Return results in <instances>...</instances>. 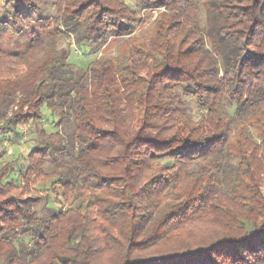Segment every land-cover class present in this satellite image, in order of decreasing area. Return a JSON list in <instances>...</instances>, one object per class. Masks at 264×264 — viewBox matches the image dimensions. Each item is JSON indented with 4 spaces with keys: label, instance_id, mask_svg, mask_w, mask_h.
I'll return each instance as SVG.
<instances>
[{
    "label": "trees",
    "instance_id": "1",
    "mask_svg": "<svg viewBox=\"0 0 264 264\" xmlns=\"http://www.w3.org/2000/svg\"><path fill=\"white\" fill-rule=\"evenodd\" d=\"M3 3L0 264H264V0Z\"/></svg>",
    "mask_w": 264,
    "mask_h": 264
},
{
    "label": "rangeland",
    "instance_id": "2",
    "mask_svg": "<svg viewBox=\"0 0 264 264\" xmlns=\"http://www.w3.org/2000/svg\"><path fill=\"white\" fill-rule=\"evenodd\" d=\"M34 1V3L39 6L43 12V15H49L52 12L51 2L53 0H31ZM202 3L203 0H196ZM3 0H0V13L3 12ZM157 16L156 12H153L152 14H146L145 15V22L140 24L132 37L128 40L126 38H121L118 40H112L109 45L105 46V48H102L100 52L97 53H89L87 47L80 46L76 47L72 44V41L70 38H65L62 41L65 42V46L71 47V54H70V61L73 62L76 66L80 68H85L87 66V63L90 61L98 58L99 56H102L104 53L105 55H115L118 51H121L123 48H126L125 46L129 45H138L141 44L143 41H146L150 37L153 36L155 33V25H154V19ZM32 19V18H31ZM25 24H35V21L31 24V22L25 21L23 23ZM21 41L20 38L11 37L5 34L2 35V31H0V44H11L17 43L19 44ZM124 40V42H122ZM61 41V42H62ZM191 107L194 106V104H190ZM46 129H49V125L46 123H43ZM34 123L29 121L26 124L19 125L18 129L21 134L20 140L12 139L10 142H2V145H0V154L2 155L0 157V168L3 167L5 164L14 161L15 159H21L23 156L25 157V154L28 152V150L31 148L33 144L36 143L37 134L34 132ZM8 141V140H7ZM25 198H27L30 201L36 200V203H34L35 208L39 209L45 202V198L47 197L44 193L41 192H29L24 195Z\"/></svg>",
    "mask_w": 264,
    "mask_h": 264
}]
</instances>
